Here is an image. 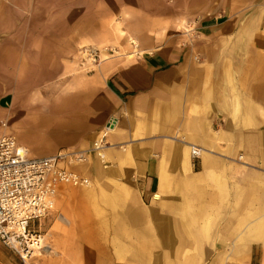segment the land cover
<instances>
[{
	"label": "crops",
	"instance_id": "1",
	"mask_svg": "<svg viewBox=\"0 0 264 264\" xmlns=\"http://www.w3.org/2000/svg\"><path fill=\"white\" fill-rule=\"evenodd\" d=\"M77 1L0 0L4 73L62 24L47 15L65 19ZM135 36L138 49L105 63L94 90L53 104L0 95V124L32 158L88 150L116 121L106 165L93 154L71 167L91 188L64 190L37 226L55 253L37 264H264V0H214L179 34ZM36 103L52 135L24 130ZM12 113L16 135L1 120ZM58 221L66 229L51 233ZM0 264L21 262L0 243Z\"/></svg>",
	"mask_w": 264,
	"mask_h": 264
},
{
	"label": "rangeland",
	"instance_id": "2",
	"mask_svg": "<svg viewBox=\"0 0 264 264\" xmlns=\"http://www.w3.org/2000/svg\"><path fill=\"white\" fill-rule=\"evenodd\" d=\"M213 4L214 0H79L75 10L63 12L65 19H57L60 12L47 15L49 21L45 22L62 24L44 26L40 51L37 50L40 49L39 44L29 42L27 57L21 52L18 58L12 60L11 67H6L7 73H4L5 67L2 65L4 60L0 59V95L10 92L17 94L20 100L26 95L34 99L38 94L37 97L53 104V101L65 100L76 91L86 88L94 90L100 83L95 75L99 74L105 63L115 58H129V51L138 49L135 34L149 32L162 36L171 30L179 34L186 30L190 20L210 9ZM112 19L113 25L110 24ZM131 39H134V43ZM92 49L97 51L100 63L98 60L96 66L84 69V53ZM1 120L8 121V132L14 135L23 127L20 115L12 113ZM77 189L88 188L62 185L49 216L64 190ZM66 227L67 224L58 221L51 233H63ZM56 252L58 258L60 252Z\"/></svg>",
	"mask_w": 264,
	"mask_h": 264
},
{
	"label": "built area",
	"instance_id": "3",
	"mask_svg": "<svg viewBox=\"0 0 264 264\" xmlns=\"http://www.w3.org/2000/svg\"><path fill=\"white\" fill-rule=\"evenodd\" d=\"M83 60L84 69L100 63L94 49L86 50ZM115 125V119L110 118L88 150H61L53 157L32 158L13 135L4 131V123L0 124V243L21 264H37L38 259L53 255L37 226L49 216L62 185L90 187L91 181L71 167L86 164L93 154L106 165L105 150L110 146L107 138ZM191 154L199 159L202 150L192 147Z\"/></svg>",
	"mask_w": 264,
	"mask_h": 264
},
{
	"label": "bare ground",
	"instance_id": "4",
	"mask_svg": "<svg viewBox=\"0 0 264 264\" xmlns=\"http://www.w3.org/2000/svg\"><path fill=\"white\" fill-rule=\"evenodd\" d=\"M112 9H114L113 8V6L111 7ZM111 16H113V15H111ZM111 25H113L114 24V19H112V21H111V23H110ZM117 29H119L118 27H116ZM130 41H132L133 43H134V41H133V39H131ZM35 106H33L32 107V109L30 108L29 109V111L27 112V114H26V116L27 117H29V116H31L33 113H35L36 114V116L38 117V119L37 120H35V121H33L30 125H29V128H26V129H24L25 131H30V133H36V132H40V131H45V130H48L49 132V134H53V132H52V128L50 127L49 128V126H45V124H44V122H43V120L41 121V119L43 118L42 117V115H41V113H42V104H39V105H37V103L36 104H34ZM22 106H24V105H22V104H20V101L17 99H15V101H14V104H13V109H16L17 110V108H19V107H22ZM31 107V106H30ZM15 110V111H16ZM33 117V116H32ZM47 125H51V124H47ZM53 125V124H52ZM115 128H116V125L114 126V128L113 129H111V130H109L110 131V133L111 132H113L114 130H115ZM40 152H42L41 150H35L34 151V154L36 155V154H39ZM91 186V185H90ZM87 188H89V187H87Z\"/></svg>",
	"mask_w": 264,
	"mask_h": 264
}]
</instances>
